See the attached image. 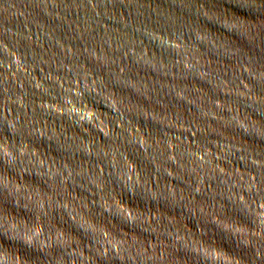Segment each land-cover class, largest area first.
Masks as SVG:
<instances>
[{
    "label": "water",
    "instance_id": "water-1",
    "mask_svg": "<svg viewBox=\"0 0 264 264\" xmlns=\"http://www.w3.org/2000/svg\"><path fill=\"white\" fill-rule=\"evenodd\" d=\"M0 264H264V0H0Z\"/></svg>",
    "mask_w": 264,
    "mask_h": 264
}]
</instances>
